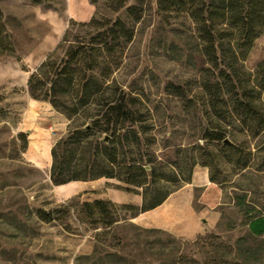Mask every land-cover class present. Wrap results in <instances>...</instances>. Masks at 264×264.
Returning a JSON list of instances; mask_svg holds the SVG:
<instances>
[{"label": "rangeland", "instance_id": "obj_1", "mask_svg": "<svg viewBox=\"0 0 264 264\" xmlns=\"http://www.w3.org/2000/svg\"><path fill=\"white\" fill-rule=\"evenodd\" d=\"M92 19H120L131 32L112 45L114 60L94 71L97 85L130 109L115 118L125 125L115 145L131 161L148 160L150 196L190 199L205 228L195 237L143 225L125 211L109 232L94 228L82 202L140 206L143 188L126 190L109 177L51 180L52 147L72 126L90 123L98 106L71 122L32 97L27 81L49 54L60 59L70 43L95 34ZM263 59L264 27L242 76L255 80ZM206 66L193 23L164 14L157 0H0V264H264V234L249 229L251 217L264 215V128L247 133L240 121L228 125L210 112L201 92ZM249 99L263 114L264 93ZM67 203L60 220L39 218Z\"/></svg>", "mask_w": 264, "mask_h": 264}, {"label": "trees", "instance_id": "obj_2", "mask_svg": "<svg viewBox=\"0 0 264 264\" xmlns=\"http://www.w3.org/2000/svg\"><path fill=\"white\" fill-rule=\"evenodd\" d=\"M157 6L166 15L185 16L193 23L208 63L203 68L208 80L201 83V92L210 112L228 125L240 121L242 130L247 133L263 129L264 113L252 111L255 103L249 97L256 94L260 98L264 93V59L256 67L255 80L252 74L242 76L245 73L242 62L264 27V0H157ZM134 8L128 6L127 10L132 13ZM90 25L95 27V34L88 37L87 32L83 35L85 40L70 43L60 59L55 57L56 50L49 54L30 73L27 85L32 97L48 101L71 122L86 108L97 104L98 113L90 116V123L72 126L52 147L50 177L56 185L109 177L126 184V190H130V186L142 187L140 206L117 205L104 199L80 204L85 211L84 219L91 226L109 232L116 222L125 218L122 211L135 217L163 203L171 192L161 194L158 191L154 197L150 196L148 176L153 175V168L148 160L131 161L126 151H118L114 137H124L121 130L125 125L118 126L115 118L127 114L130 109L117 92L106 93L96 83L94 71L99 63L114 60L113 46L129 38L130 29L120 19L103 23L92 19ZM64 40H67L66 35ZM97 97L103 99L101 103L95 102ZM94 126L99 127L102 137L93 135ZM70 206L71 203H67L47 211L40 210L39 218L60 220L62 217L56 213L67 214ZM249 229L256 235L264 234V215L251 217Z\"/></svg>", "mask_w": 264, "mask_h": 264}, {"label": "crops", "instance_id": "obj_3", "mask_svg": "<svg viewBox=\"0 0 264 264\" xmlns=\"http://www.w3.org/2000/svg\"><path fill=\"white\" fill-rule=\"evenodd\" d=\"M135 218L143 225L167 228L189 238L201 234L205 229L199 223V214L190 199L171 195L157 207L141 212Z\"/></svg>", "mask_w": 264, "mask_h": 264}]
</instances>
